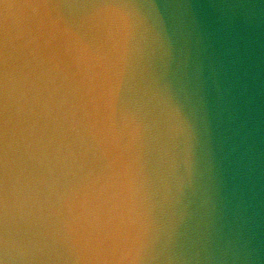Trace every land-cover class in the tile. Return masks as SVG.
Instances as JSON below:
<instances>
[{
    "label": "water",
    "instance_id": "95a60500",
    "mask_svg": "<svg viewBox=\"0 0 264 264\" xmlns=\"http://www.w3.org/2000/svg\"><path fill=\"white\" fill-rule=\"evenodd\" d=\"M0 264H264V0H0Z\"/></svg>",
    "mask_w": 264,
    "mask_h": 264
}]
</instances>
